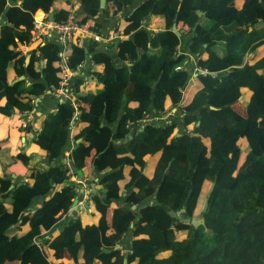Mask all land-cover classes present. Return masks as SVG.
<instances>
[{
	"label": "trees",
	"instance_id": "trees-1",
	"mask_svg": "<svg viewBox=\"0 0 264 264\" xmlns=\"http://www.w3.org/2000/svg\"><path fill=\"white\" fill-rule=\"evenodd\" d=\"M77 1L86 13L79 23L100 34L91 20L100 12L99 0ZM132 1L106 0L103 14L115 16ZM63 2L69 0H20L11 5L0 0V113L18 110L25 119L37 87L27 80L53 90L62 65L75 70L91 53V73L100 87L83 92L82 81L74 79L76 107L67 102L65 115H47L33 143L49 160L56 159L78 110L83 123L73 135L70 165L79 175L87 161H93L103 174L98 182L103 197L93 195L96 223L68 217L57 235L44 238L77 195L67 167L63 162L50 166L12 188L11 181L0 176L5 260H21L40 237L43 252L27 264H122L125 255L115 246L129 230L133 251L126 256L127 264H264V48L256 53L264 46V24L257 26L264 21V0H144L116 28L117 56L123 64L109 74L94 52V41L86 49L82 41L69 44L64 55L58 45L46 42L29 51L25 63L20 46L30 43L34 13L40 9L44 18L52 13L53 21H65L67 15L57 6ZM143 24L156 28L145 51L138 33ZM173 24L191 34L188 52L197 54L195 66L205 70L195 76L199 87L188 98L183 91L193 71L187 66L188 53H178L180 36ZM251 53L256 54L245 61ZM21 75L23 79L12 83ZM8 96L16 102L10 104ZM167 100L181 112L179 120L143 121L151 104L156 114H164ZM23 128L32 130L28 124ZM129 133L131 138L125 140ZM15 158L26 164L30 155L18 152ZM114 172L132 180L125 197L124 181L110 177ZM31 182L37 192L51 184H64L65 190L19 222ZM133 204L146 205L138 211ZM181 208L189 218L199 213L204 223L194 227L168 213ZM25 224L22 233L10 235Z\"/></svg>",
	"mask_w": 264,
	"mask_h": 264
},
{
	"label": "crops",
	"instance_id": "crops-1",
	"mask_svg": "<svg viewBox=\"0 0 264 264\" xmlns=\"http://www.w3.org/2000/svg\"><path fill=\"white\" fill-rule=\"evenodd\" d=\"M144 0H133L131 4H129L123 11L119 12L115 16L104 15L103 11L99 12L95 17L91 18L92 21L99 25V36L101 39L99 41H94L88 37L81 38L77 41H82L83 46L86 49V46L89 41L96 42L94 52H97L103 60L104 68L106 72L109 74L114 71L119 65L123 64L117 56V41L120 38L106 40L107 37L112 36L116 31L117 27H121L124 25L125 21L128 19L129 15L138 5H141ZM19 4L20 0H7V4ZM64 15L72 16L75 20H79L84 16L85 10L82 5L77 0H69V2H63L57 4ZM33 16L38 18L44 17V12L38 9ZM202 20V18H200ZM146 21V20H145ZM156 23H159L157 21ZM156 28L145 26L144 24L138 29V33L142 38V49L145 51L150 43V38L155 32ZM180 44L178 46V53H188L189 60L187 62V66L193 71L191 74V79L187 83L186 87L183 91V98H188L198 89L199 82L195 79L194 72V63L197 54H191L188 52L187 48V40L190 38V33H187L185 30L180 31ZM75 41V42H77ZM53 43L60 47L63 55L65 54L66 47H63L61 44V35L60 33L53 31L49 35L46 36L44 40H35L30 41L28 45L20 46V49L26 53V56H30L28 53L33 49H37L44 43ZM264 48L260 47L256 50L257 52L262 51ZM256 53H251L245 57V61L251 59ZM25 56V57H26ZM92 54H88L84 59V62L79 65L75 69L74 77L75 79H80L82 81L81 90L94 92L96 89L100 87L97 83V80L91 73V68L93 65ZM26 63V62H25ZM45 62L40 61L39 65L44 66ZM19 77V76H18ZM18 77L12 79V83ZM17 81V80H16ZM27 83H34L37 87L34 90V95L31 101V105L26 112V118H23V112L20 113L18 110H15L10 115H5L0 113V176H4L6 179L11 181L12 187L18 185L21 182L30 181L34 174L37 171H41L49 168L53 165H59L62 163V157L66 152H69L73 147V135L78 131L79 125H82L83 117L78 114H74L73 121L71 122V127L69 131V137L65 145L63 146L61 153L56 159L49 160L43 151L39 150L35 144L33 143V139L37 132L40 131L43 121L45 117L49 114H53L55 112H60L62 114H66L68 112V106L65 99L57 96L52 92L51 89H48L40 84L39 81L27 80ZM139 91L143 94H148V90L145 87L139 86ZM74 93V99H75ZM7 100L10 104H14L16 102V98L13 96H8ZM5 99L1 100L3 104ZM242 104H244V99L242 100ZM122 113V109L119 111L118 116ZM181 117V112L176 108L172 107L171 103L167 100L165 104V113L164 114H156L155 110L151 104V110L149 114L145 115L143 121H160L166 118L172 120H179ZM29 119L28 125L32 127L30 132H26L23 128V121ZM180 123V122H179ZM116 121L112 123L110 126L114 129L116 128ZM134 129L132 128L131 132ZM132 136V133H130ZM178 135L177 133H175ZM79 140V139H78ZM76 140V141H78ZM18 152H24L25 154H29L30 158L26 164L16 159L15 156ZM75 177L83 180L85 187H83L82 193L74 197H77V217H80L82 222L85 224L96 223V212H95V203L96 200L93 199V195H101L99 192V184L98 182L103 177V174L100 173L94 166L93 161L88 160L87 166L83 169L79 175L75 174ZM110 177H116L121 179L120 181H124V190L123 197L128 194L131 190L132 180L129 178L123 177L122 172H114ZM30 189L26 191L23 195V201L25 204V212L26 214H32L37 208L42 207L43 205H48L51 202L60 198L65 190V185H55L51 184L50 187L45 192H37L34 187V183L31 182ZM10 187V188H12ZM86 195V199L83 195ZM73 199V200H74ZM85 199V200H84ZM115 205L122 204L120 201H115ZM68 217L66 214L59 216L53 225V227L44 232L42 235L44 238H50L57 235L60 229L67 223ZM132 224L129 225L131 227ZM27 229V224L23 225L22 228H15L11 230L10 235H19L24 230ZM130 231L122 237L119 244L116 245L117 248L122 250L124 255H128L132 253L133 248L131 246V237ZM43 252L41 238H36L31 247L26 251L23 258L21 260L15 261H6L4 256V247L0 246V264H27L35 255ZM51 264H73L68 261H55Z\"/></svg>",
	"mask_w": 264,
	"mask_h": 264
},
{
	"label": "built area",
	"instance_id": "built-area-1",
	"mask_svg": "<svg viewBox=\"0 0 264 264\" xmlns=\"http://www.w3.org/2000/svg\"><path fill=\"white\" fill-rule=\"evenodd\" d=\"M56 31L61 35V44L63 47H66L69 44L74 43L75 41L88 37L94 41H99L101 37L98 33L92 31L89 28L87 23H79L78 20H75L72 16H68L65 21L56 22L53 20H49V18L44 17H36L33 16V27L31 30V39L30 41L35 40H44L47 35L51 32ZM120 34L115 32L112 34L111 38L107 37L106 40H112L119 38ZM37 53V52H36ZM179 68V67H177ZM194 72L197 73L198 71L205 70L201 69L200 67H196L194 63ZM74 74L75 70L68 69L65 65L61 66V79L59 81V85L57 88L53 89L52 92L55 93L57 96L65 99L68 102L76 107L77 102L74 99ZM79 111L75 110L74 114H78ZM29 123V119L23 121V126ZM71 127V126H70ZM62 162L65 167L68 169L69 181L73 182L75 186V190L79 194L84 190L85 184L83 180L78 179L75 177V173L70 165V157L69 152H66L62 157ZM83 197L86 199V195L84 194ZM84 199V200H85Z\"/></svg>",
	"mask_w": 264,
	"mask_h": 264
},
{
	"label": "water",
	"instance_id": "water-1",
	"mask_svg": "<svg viewBox=\"0 0 264 264\" xmlns=\"http://www.w3.org/2000/svg\"><path fill=\"white\" fill-rule=\"evenodd\" d=\"M105 2H106V0H99L100 12H102V9L104 8ZM48 18H49V20H53V14L51 13V14L49 15ZM200 21H201V19H198L195 25H197ZM263 24H264V21H259V22L257 23V26L260 27V26H262ZM172 30H174L175 33H176L178 36L180 35V32H179V30L177 29L176 24H173V25H172ZM29 60H30V56H26V57H25V62L28 63ZM41 62H42V61H41ZM201 73H203V71H198L197 73H195V76H196L197 74H201ZM23 78H24V76L21 75V76H19L17 79H15L14 81H16V80H20V79H23ZM153 87H155V85H153ZM157 124H158V123L156 122L155 125H157ZM141 129H142V128H141ZM130 138H131V134L129 133V134L126 135L125 140H126V139H130ZM81 140H82V139L79 138L78 141H81ZM10 187H12V185H10ZM102 197H103V195H100V198H102ZM76 203H77V197L73 200V202H72V204H71V207L68 209V211H67V213H66L67 217H77V207H76ZM145 205H146V204H142V205L137 206V205H134V204H133V205H131V208H132V209H137V210L139 211V210H140L142 207H144ZM206 207H207V200H205V203H204V205H203L202 210L205 211V210H206ZM183 211H184V209L181 208V209H179V210H177V211L169 210L168 213H169L170 216H172V217H174V218H178L180 221H183V222H186V223H190V224H192L194 227H197L198 225L204 223V220H203L202 215H201V217H199V216H193V217H190V218H189V217L185 216V214L183 213ZM25 215H26V212H25V210H24V211H22L21 214L19 215V222L22 220V218H23ZM115 248H117V247L115 246ZM122 264H127L126 255L124 256V259H123Z\"/></svg>",
	"mask_w": 264,
	"mask_h": 264
},
{
	"label": "rangeland",
	"instance_id": "rangeland-1",
	"mask_svg": "<svg viewBox=\"0 0 264 264\" xmlns=\"http://www.w3.org/2000/svg\"><path fill=\"white\" fill-rule=\"evenodd\" d=\"M241 103H242V101H240V102L237 104V108L241 109V107H242ZM239 105H240V106H239ZM195 216H199V217H201V215H200L199 213H198L197 215H195Z\"/></svg>",
	"mask_w": 264,
	"mask_h": 264
}]
</instances>
